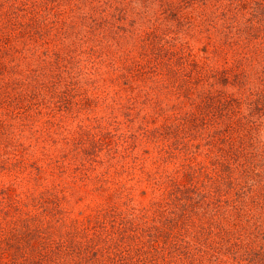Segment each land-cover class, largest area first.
Here are the masks:
<instances>
[{"label":"rangeland","instance_id":"374dc122","mask_svg":"<svg viewBox=\"0 0 264 264\" xmlns=\"http://www.w3.org/2000/svg\"><path fill=\"white\" fill-rule=\"evenodd\" d=\"M175 1L182 7H168ZM9 12L21 29H8ZM227 20L238 33L225 32ZM200 90L243 102L264 92V0H0V217L65 218L63 230L108 225V213L150 221V202L170 200V173L207 163L208 140L229 137ZM250 187L263 191L264 175ZM250 213L264 226V204ZM249 231L259 242L247 248L264 251ZM237 253L216 261L247 264Z\"/></svg>","mask_w":264,"mask_h":264},{"label":"trees","instance_id":"16d2710c","mask_svg":"<svg viewBox=\"0 0 264 264\" xmlns=\"http://www.w3.org/2000/svg\"><path fill=\"white\" fill-rule=\"evenodd\" d=\"M33 6L29 26L35 28V8L39 4ZM168 7L182 5L175 1ZM16 16L6 14L8 29L16 25L21 29L25 24V19L19 22ZM234 21L227 20L225 32H239ZM157 34L158 39L169 38L161 30ZM156 37H153L155 41ZM153 39L150 38L149 46L154 45ZM199 93L208 100L203 104L206 113L215 111L220 118H226L225 125L231 129L224 132L229 137L208 140L214 155L207 163L196 166L183 163L176 174L170 173L166 178L170 200L150 202L147 207L153 212L150 221L123 220L108 213V225L99 220L92 226L74 221L63 230L65 218L52 226L43 220L39 225V217L36 219L34 213L21 211L14 219V215L2 216L0 264H218L216 260L223 251L232 254L234 260L241 259L237 253L240 247L246 251L247 264L262 263L264 251L248 248H255L259 242L249 231L251 226L264 236L263 223L250 213L256 203L264 204V190L250 187L247 191L246 186L264 175V137L259 131L264 122L260 120L261 125L256 122L264 115V92L250 93L245 102L214 97L201 90ZM245 107L247 113L242 112ZM201 115L206 114H193V119ZM235 119L239 127H234ZM200 121L204 123V116ZM49 195L54 198L50 216L56 217L62 212L57 207V194L50 192ZM42 203L46 209L47 198ZM4 211L0 206V213ZM95 227L97 231L89 235V230Z\"/></svg>","mask_w":264,"mask_h":264}]
</instances>
